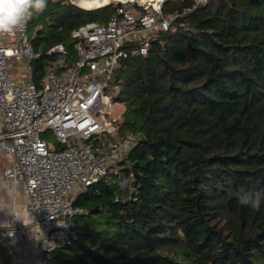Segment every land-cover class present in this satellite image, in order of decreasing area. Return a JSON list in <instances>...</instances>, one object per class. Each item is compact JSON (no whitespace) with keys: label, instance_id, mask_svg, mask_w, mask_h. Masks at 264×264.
I'll return each mask as SVG.
<instances>
[{"label":"trees","instance_id":"1","mask_svg":"<svg viewBox=\"0 0 264 264\" xmlns=\"http://www.w3.org/2000/svg\"><path fill=\"white\" fill-rule=\"evenodd\" d=\"M119 5L48 0L29 26L33 79L61 55L75 64L72 33ZM192 6L169 0L163 12ZM181 22L119 62L110 94L136 137L120 163L129 186L111 177L77 192V238L55 264H264V199L238 198L264 194V0H207ZM60 44L65 54L48 53Z\"/></svg>","mask_w":264,"mask_h":264},{"label":"built area","instance_id":"2","mask_svg":"<svg viewBox=\"0 0 264 264\" xmlns=\"http://www.w3.org/2000/svg\"><path fill=\"white\" fill-rule=\"evenodd\" d=\"M106 1L120 4L109 21L74 31L77 61L51 66L40 86L31 69L23 83L9 73L11 58L39 57L29 36L32 18L14 34L0 35V174L14 188L21 187L28 200L30 230L41 244L40 255L30 264H55L56 251L76 240L69 219L80 213L74 204L77 192L111 173L119 183L124 181L120 163L136 137L108 118L109 91L119 62L147 56L156 32L177 31L184 24L176 21L207 0H191L192 7L170 14L163 12L169 0ZM53 52L65 54V47L48 51ZM48 130L55 133L59 148L44 140ZM16 235H26V229H7L0 219V242L9 257L14 251L8 240Z\"/></svg>","mask_w":264,"mask_h":264},{"label":"crops","instance_id":"3","mask_svg":"<svg viewBox=\"0 0 264 264\" xmlns=\"http://www.w3.org/2000/svg\"><path fill=\"white\" fill-rule=\"evenodd\" d=\"M104 3L95 5L99 6ZM0 213L5 228L18 230L23 227L26 229V235H16L8 240L14 251V255L9 257V264H30L31 260L38 257L41 252V244L33 237L30 230L31 209L21 187L14 188L3 174H0Z\"/></svg>","mask_w":264,"mask_h":264},{"label":"clouds","instance_id":"4","mask_svg":"<svg viewBox=\"0 0 264 264\" xmlns=\"http://www.w3.org/2000/svg\"><path fill=\"white\" fill-rule=\"evenodd\" d=\"M48 0H0V35L14 34L35 14L43 13ZM239 203L253 209H259L264 194L243 191L238 193Z\"/></svg>","mask_w":264,"mask_h":264},{"label":"rangeland","instance_id":"5","mask_svg":"<svg viewBox=\"0 0 264 264\" xmlns=\"http://www.w3.org/2000/svg\"><path fill=\"white\" fill-rule=\"evenodd\" d=\"M68 1L70 2V0H68ZM81 1L82 0H78V3L80 4L79 7H82L84 9H86V10H96V9H98V8H88V6H86V5H88V3L91 0H84V3L83 4H81ZM96 5H93V6H96ZM30 35H31V33H30V30H29V36ZM75 60H77V54H76V52H75ZM9 61H10L9 63H11V65H9V73L10 74H13L12 77L14 79H16L17 81H19L20 83L25 82L28 79V73H29V68H30V62H31V60H29L28 58H25V59H23L21 61V60H18L17 58L14 57V58H11ZM67 62H68L67 56L61 55L59 57V59L54 62L55 64H53V65L54 66H57V67H61L64 63L66 64ZM44 76H43V78H44ZM43 78L41 77L38 80L36 78V79H33V81H34V83L37 86H40L42 84ZM111 85H112V83H111ZM111 89L113 90L112 92L118 90L117 88H113V86H112ZM110 92L111 91H109V94H110ZM111 101H112V104L108 108V110H109L108 118L115 119L118 122H123V118H124L123 114H124V110H125L124 104L123 103H120V102H114L113 99H112V96H111ZM43 138H44V140L49 145H52L56 149L60 147V145L57 143L56 135H55V133L52 130H48L43 135ZM110 176H112V178H116L115 173H111ZM109 178H111V177H109ZM120 185L122 186V188L127 189L128 186H129V183L126 180H124L123 182L120 183ZM0 219L3 220L1 218V213H0ZM79 222H80V218H77V219H69V223L72 224L73 226L74 225H77Z\"/></svg>","mask_w":264,"mask_h":264},{"label":"water","instance_id":"6","mask_svg":"<svg viewBox=\"0 0 264 264\" xmlns=\"http://www.w3.org/2000/svg\"><path fill=\"white\" fill-rule=\"evenodd\" d=\"M70 2L75 5L79 6L78 0H70ZM0 264H9V256L6 253V250L3 244L0 242Z\"/></svg>","mask_w":264,"mask_h":264},{"label":"bare ground","instance_id":"7","mask_svg":"<svg viewBox=\"0 0 264 264\" xmlns=\"http://www.w3.org/2000/svg\"><path fill=\"white\" fill-rule=\"evenodd\" d=\"M101 2H105L103 5H99V6H93V5H95V4H97V3H101ZM84 3V0H82L81 1V4H83ZM109 2L108 1H102V0H91L89 3H88V5H86V6H88V8H98V7H100V6H104V5H107ZM85 6V7H86Z\"/></svg>","mask_w":264,"mask_h":264}]
</instances>
